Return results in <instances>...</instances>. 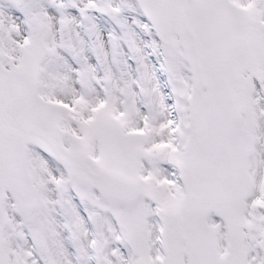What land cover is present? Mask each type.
<instances>
[{"label":"snow or ice","instance_id":"6c2138e0","mask_svg":"<svg viewBox=\"0 0 264 264\" xmlns=\"http://www.w3.org/2000/svg\"><path fill=\"white\" fill-rule=\"evenodd\" d=\"M0 264H264V0H0Z\"/></svg>","mask_w":264,"mask_h":264}]
</instances>
